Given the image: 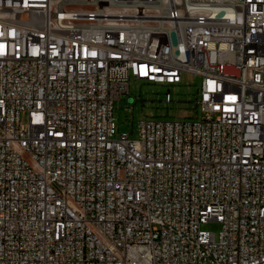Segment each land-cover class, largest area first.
Here are the masks:
<instances>
[{
  "label": "built area",
  "instance_id": "1",
  "mask_svg": "<svg viewBox=\"0 0 264 264\" xmlns=\"http://www.w3.org/2000/svg\"><path fill=\"white\" fill-rule=\"evenodd\" d=\"M184 74L200 119L116 138ZM0 264H264V0H0Z\"/></svg>",
  "mask_w": 264,
  "mask_h": 264
},
{
  "label": "rangeland",
  "instance_id": "2",
  "mask_svg": "<svg viewBox=\"0 0 264 264\" xmlns=\"http://www.w3.org/2000/svg\"><path fill=\"white\" fill-rule=\"evenodd\" d=\"M201 78L184 74L182 84L167 86L156 85L145 81L132 79L130 93L122 101L114 105V119L119 126L116 138L119 135H130L137 139L140 122L146 119L157 120H194L201 118L196 107V100L200 94ZM167 96L171 102L166 101ZM133 99V102L129 101ZM22 121H26L25 115ZM203 230L219 235L221 225L210 222L203 226Z\"/></svg>",
  "mask_w": 264,
  "mask_h": 264
},
{
  "label": "water",
  "instance_id": "3",
  "mask_svg": "<svg viewBox=\"0 0 264 264\" xmlns=\"http://www.w3.org/2000/svg\"><path fill=\"white\" fill-rule=\"evenodd\" d=\"M129 102L131 103V100Z\"/></svg>",
  "mask_w": 264,
  "mask_h": 264
}]
</instances>
